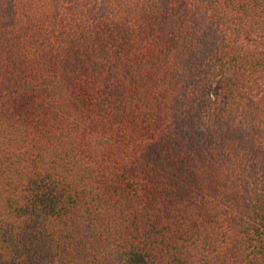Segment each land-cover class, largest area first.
Returning <instances> with one entry per match:
<instances>
[{"label": "trees", "instance_id": "trees-1", "mask_svg": "<svg viewBox=\"0 0 264 264\" xmlns=\"http://www.w3.org/2000/svg\"><path fill=\"white\" fill-rule=\"evenodd\" d=\"M0 264H264V0H0Z\"/></svg>", "mask_w": 264, "mask_h": 264}]
</instances>
